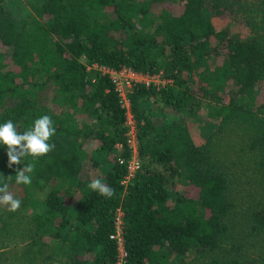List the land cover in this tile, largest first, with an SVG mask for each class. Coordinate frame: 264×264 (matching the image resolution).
I'll return each instance as SVG.
<instances>
[{
    "label": "trees",
    "instance_id": "1",
    "mask_svg": "<svg viewBox=\"0 0 264 264\" xmlns=\"http://www.w3.org/2000/svg\"><path fill=\"white\" fill-rule=\"evenodd\" d=\"M15 1L0 0V123L49 115L56 134L27 186L0 148L23 201L0 206V264H118V210L125 264H264V0H23L20 17ZM93 65L171 81L129 96L127 187V111Z\"/></svg>",
    "mask_w": 264,
    "mask_h": 264
},
{
    "label": "clouds",
    "instance_id": "2",
    "mask_svg": "<svg viewBox=\"0 0 264 264\" xmlns=\"http://www.w3.org/2000/svg\"><path fill=\"white\" fill-rule=\"evenodd\" d=\"M56 134L54 122L49 115H43L36 119L26 130L21 132L17 125L8 120L0 123V148L7 146L8 167L23 165L22 169L16 170L15 182L18 185H30L34 167L31 163H25L27 157H40L48 154L55 148L50 143V138ZM90 188L99 195L111 198L113 189L101 183L99 179L90 183ZM23 201L14 197L9 191L7 178L0 179V206H7L9 211L18 210Z\"/></svg>",
    "mask_w": 264,
    "mask_h": 264
},
{
    "label": "built area",
    "instance_id": "3",
    "mask_svg": "<svg viewBox=\"0 0 264 264\" xmlns=\"http://www.w3.org/2000/svg\"><path fill=\"white\" fill-rule=\"evenodd\" d=\"M89 70L98 71L103 76L109 78L111 84L115 88V91L120 97L122 107L127 111L126 127L128 131L126 133V148H128L130 152V158L127 161L122 159L120 160V164L125 165L127 168V175L123 181V185L127 187L132 184V181L134 180L137 172L140 169L138 160L139 145L137 140L136 123L131 112L129 96L131 95L132 90L135 86L141 85L147 88L154 87L160 89L161 87L170 84L171 81L165 80L159 75H142L129 68L114 70L108 66L93 65L89 68ZM122 148V145L118 146L119 150H121ZM123 219V211L118 210L115 220V232L111 237V240L115 241L118 245V264H125L127 260V253L125 251L123 238Z\"/></svg>",
    "mask_w": 264,
    "mask_h": 264
},
{
    "label": "rangeland",
    "instance_id": "4",
    "mask_svg": "<svg viewBox=\"0 0 264 264\" xmlns=\"http://www.w3.org/2000/svg\"><path fill=\"white\" fill-rule=\"evenodd\" d=\"M24 5L25 4H24L23 0H17V1H15L14 6L12 7V11L15 12L18 15V17H20L21 12H22V7H24ZM192 125H193L192 127L195 129L194 135H195L196 142L200 145L203 144L204 143V137L203 138L201 137L200 129H198L197 125H195V124H192ZM252 179H253V175H252ZM255 183L257 184V187L259 189V187H260L259 182L256 181Z\"/></svg>",
    "mask_w": 264,
    "mask_h": 264
}]
</instances>
